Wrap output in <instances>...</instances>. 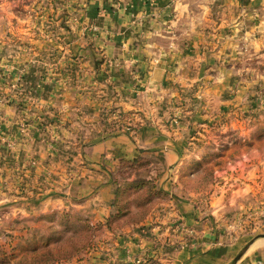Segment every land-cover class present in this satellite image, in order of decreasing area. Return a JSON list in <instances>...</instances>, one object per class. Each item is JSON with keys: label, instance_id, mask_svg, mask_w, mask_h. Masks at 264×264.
<instances>
[{"label": "crops", "instance_id": "obj_1", "mask_svg": "<svg viewBox=\"0 0 264 264\" xmlns=\"http://www.w3.org/2000/svg\"><path fill=\"white\" fill-rule=\"evenodd\" d=\"M79 6L80 16L66 26L67 32L50 38L34 32L36 39L31 41L29 131L31 163L37 170L31 183L57 178L69 190L65 197L72 195L70 199L80 200L79 204L98 202L96 216L101 219L116 211L104 205L111 201L116 185L103 167H111L119 157H147L150 168L161 170L159 186L170 193L166 206H161L165 208L155 215L162 220L170 213L173 221L198 229L185 244L166 247L161 263L231 264L240 251V239H232L227 221L264 203L257 195L264 189V170L253 167L243 182L248 188L244 194L223 190L210 200V216L225 227L213 232L204 228L206 219L203 224L199 219L196 196L183 192L181 176L175 174L186 162L185 135L161 125L158 111L178 99L183 107L186 100L190 107L203 103L200 93L181 90L175 72L188 85L215 72L214 62L207 58L212 50L216 57L228 55L222 41L228 36L229 20L257 23L254 16L264 8V0H87ZM85 24H93L96 35L83 31ZM90 36H96L94 47L87 44ZM14 104L2 106L8 131L14 126L19 131L20 113L26 111ZM137 107L142 110H132ZM190 107L185 106L188 122L200 121ZM116 108L137 113L144 121L132 133L113 131L106 113ZM49 136L53 138L48 140ZM143 176L140 169L133 179ZM263 241H256L238 264H264ZM149 246L139 245L134 253H147L153 249Z\"/></svg>", "mask_w": 264, "mask_h": 264}, {"label": "rangeland", "instance_id": "obj_2", "mask_svg": "<svg viewBox=\"0 0 264 264\" xmlns=\"http://www.w3.org/2000/svg\"><path fill=\"white\" fill-rule=\"evenodd\" d=\"M79 2L87 0H0V264H37L31 260L33 249L45 253L47 248L60 246L68 252H74L75 248L71 246L81 251L74 252L70 259L63 258L50 264H162L166 247L185 244L198 229L173 221L170 213L162 220L157 213L155 215L161 206H166L170 193L159 186L161 170L150 168L147 157H144L146 164L139 168L117 170L115 159L111 167H103L116 188L117 181H154L152 179L156 177L159 192L142 207L136 208L134 205L137 204L132 202L128 217L120 218L111 224L112 227L107 222L110 216L118 213L113 205L116 189L111 201L104 204L116 211L108 212L100 219L101 216H96L98 202L79 204L80 200H75L76 203L70 199L74 196L65 197L63 194H69V190L57 178L48 179L46 183H31V175L37 173L31 163L29 131L31 41L36 39L34 32H39L43 38L67 32L66 26L75 23L80 16ZM254 18L257 23L229 20L228 36L222 41L223 48L229 53L216 57L211 51L207 59L214 62L215 72L201 76L203 80L199 83L202 84L188 85L175 72L176 80L181 81V90L202 95L203 103L190 107L186 100L188 104H185L186 108L187 105L193 108L192 112L200 121L188 122L189 113L179 99L158 111L161 125L185 135L186 162L175 174L181 176L183 192L196 196L201 210L199 219L202 224L206 219L204 228L206 226L212 232L225 226L221 227L210 216V200L218 198L223 190L244 194L248 188L243 187V182L253 167L264 170V8ZM36 19L47 23L38 24ZM82 29L92 35L98 31L93 24H85ZM86 39L88 46L94 47L96 36ZM9 102H15L18 110H26L20 113L19 131L16 126L8 131V123H4L6 117L2 106ZM135 109L132 108L135 112L142 110ZM106 114V121L113 131L132 133L144 121L143 116L118 111V108L108 110ZM52 138L49 136L48 140ZM140 169L144 171L143 178L134 180V173ZM261 194L264 196L263 188L257 195L264 202ZM244 206H248L247 203ZM250 208L245 214L227 221V229H233L232 239H240V250L252 240H255L254 244L264 240L259 237L264 234V203ZM75 217L86 219L91 230ZM144 217L148 219L138 226L137 219ZM31 228L37 229L32 236ZM144 244L153 249L136 255L135 248Z\"/></svg>", "mask_w": 264, "mask_h": 264}, {"label": "trees", "instance_id": "obj_3", "mask_svg": "<svg viewBox=\"0 0 264 264\" xmlns=\"http://www.w3.org/2000/svg\"><path fill=\"white\" fill-rule=\"evenodd\" d=\"M115 165L117 164V170L123 167L129 168H139L146 164V160L144 157L138 156L136 158H127V157H119L115 158ZM156 176V175H155ZM154 176V177H155ZM151 181L147 179L144 182H118L117 181V188H116V197L114 199L113 205L117 207L118 213L115 216H110L108 218L107 224L111 226V224L116 223L120 218L128 217L131 209V203L135 202L137 205H134L136 208L142 207L146 202L152 201V198L159 194L156 186V177L153 178ZM133 200V201H132ZM84 223V226L87 230H91V225L86 219L82 217H75ZM148 217H144L141 220L137 219L138 226H141ZM143 222V223H142ZM112 227V226H111ZM37 229L31 228V236L35 233ZM63 246L58 248L49 249L47 248L46 252L43 253L35 249L32 250L31 260L33 262H37V264H50L52 262H57L63 258L70 259L73 256L74 252L81 251V249L76 248L75 246H71V248H75L74 252H68V250L63 249ZM40 248H44L40 247ZM36 250V251H35ZM41 256V257H39ZM39 257V258H38Z\"/></svg>", "mask_w": 264, "mask_h": 264}, {"label": "water", "instance_id": "obj_4", "mask_svg": "<svg viewBox=\"0 0 264 264\" xmlns=\"http://www.w3.org/2000/svg\"><path fill=\"white\" fill-rule=\"evenodd\" d=\"M260 238H264V234L259 236ZM255 240L249 242L245 247H243L235 256L231 264H238L242 258L247 254L250 248L253 246Z\"/></svg>", "mask_w": 264, "mask_h": 264}]
</instances>
